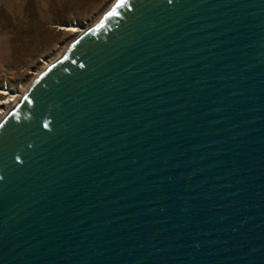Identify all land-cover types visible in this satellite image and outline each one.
<instances>
[{
	"label": "water",
	"instance_id": "water-1",
	"mask_svg": "<svg viewBox=\"0 0 264 264\" xmlns=\"http://www.w3.org/2000/svg\"><path fill=\"white\" fill-rule=\"evenodd\" d=\"M0 264H264V0H120L0 124Z\"/></svg>",
	"mask_w": 264,
	"mask_h": 264
},
{
	"label": "rangeland",
	"instance_id": "rangeland-1",
	"mask_svg": "<svg viewBox=\"0 0 264 264\" xmlns=\"http://www.w3.org/2000/svg\"><path fill=\"white\" fill-rule=\"evenodd\" d=\"M120 0H0V90L20 101L76 42L61 27H95ZM11 97L0 96V111ZM11 98L10 100H12Z\"/></svg>",
	"mask_w": 264,
	"mask_h": 264
},
{
	"label": "bare ground",
	"instance_id": "bare-ground-1",
	"mask_svg": "<svg viewBox=\"0 0 264 264\" xmlns=\"http://www.w3.org/2000/svg\"><path fill=\"white\" fill-rule=\"evenodd\" d=\"M61 31H64V32H66V33H68V34H70V35H75V36H77V40L82 36V35H84V33L86 32V31H84V30H82L80 27H78V26H74V25H72V26H67V27H61V29H60ZM52 67V66H51ZM50 68V67H49ZM48 68V69H49ZM47 69V70H48ZM42 76V75H41ZM0 96H5V97H11V98H13L12 100H8L7 102H5L4 103V105H7V104H9L10 105V109L12 108V109H14V107L20 102V96H13V95H11V93H8V90H0ZM6 118V116H5V112H2V111H0V124H1V122H2V120L3 119H5Z\"/></svg>",
	"mask_w": 264,
	"mask_h": 264
}]
</instances>
